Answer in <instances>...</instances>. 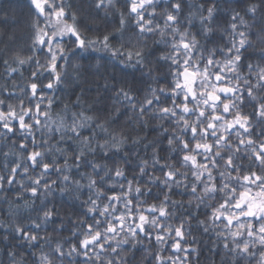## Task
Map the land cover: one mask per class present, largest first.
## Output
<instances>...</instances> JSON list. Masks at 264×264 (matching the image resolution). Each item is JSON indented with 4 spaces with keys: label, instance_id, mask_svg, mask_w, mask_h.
<instances>
[{
    "label": "clouds",
    "instance_id": "9594fccd",
    "mask_svg": "<svg viewBox=\"0 0 264 264\" xmlns=\"http://www.w3.org/2000/svg\"><path fill=\"white\" fill-rule=\"evenodd\" d=\"M130 3L52 0L65 13L57 21L51 12H36L32 0H0V107L12 105L19 116L21 104L25 108L41 104L49 115L40 117L42 123L33 132L46 143L37 139L36 143L42 162L51 160L53 169H59L47 174L32 169L19 146L28 142L27 134L17 131L12 135L0 126V264H264V246L258 240L251 242L250 253L240 252L229 229L208 218L210 209L230 195L225 184L235 183L232 170L224 164L226 158L231 156L238 168L251 166L262 177L264 168L245 156L246 149L241 148L239 154L233 151L238 146L233 133L219 149V156L214 150L206 157L207 171L218 182L214 191H206L209 177L195 181L193 170L173 158L178 156V145L169 150L170 138L182 140L187 135L180 123L183 117L180 113L175 118L164 117L160 112L163 106L176 108V97L169 102L166 85L175 56L172 44L180 33L187 34L193 45L187 55L194 65L210 58L222 64L231 52L235 71L228 79L233 87L239 81L237 107L243 98L251 111V101L243 95L249 86L256 102L264 98V85L257 87L264 73V0H152L136 15L129 10ZM173 14L176 23L169 24L167 17ZM139 15L147 16L143 24ZM66 24L85 40V47L77 46ZM45 33L49 43L41 45L36 37ZM53 56L57 57L55 74L49 68ZM49 81L51 89L46 87ZM32 83L39 85L43 100L32 96ZM149 100L155 101L150 107ZM141 108L147 111L142 113ZM61 118L63 125L57 128L52 122ZM196 119L195 112L188 116L190 122ZM250 127H256L259 135L264 124L254 119ZM54 145L61 151L56 152ZM157 155L167 157L176 181L162 175L154 162ZM199 155L203 162L205 154ZM213 158L219 163L212 164ZM12 168L19 174L15 183H8ZM116 170L124 181H134L133 190L139 184L143 195L133 191V196L141 206L167 204L165 227L184 223L183 243L190 246L189 252H173L174 235L161 242L156 239L159 227L151 224L135 235L129 231H135L131 221L123 229L117 227L114 234L107 232L105 226L114 219L112 212L95 213L110 204L105 200L110 189L126 187L114 176ZM37 178L43 182L39 196L33 197L30 188ZM89 208H95V213ZM88 224L102 234V249L98 244L87 249L78 246L88 234Z\"/></svg>",
    "mask_w": 264,
    "mask_h": 264
},
{
    "label": "snow or ice",
    "instance_id": "6c2138e0",
    "mask_svg": "<svg viewBox=\"0 0 264 264\" xmlns=\"http://www.w3.org/2000/svg\"><path fill=\"white\" fill-rule=\"evenodd\" d=\"M151 3L152 0H131L129 10L136 15L141 13L144 7ZM32 5L40 15L51 12L53 18L57 21L65 15L63 7L52 4V0H32ZM175 7L179 9L181 5H175ZM209 11L211 10L209 9ZM138 20L143 24L147 20V16L139 15ZM167 20L169 24L176 23L174 14L169 15ZM64 27L75 37L78 47H85V40L80 37L72 25L66 24ZM140 30L143 31V28ZM36 40L41 45L49 43L47 33L44 36L38 34ZM54 40L55 37L52 38L53 42ZM104 43L107 46V37L104 38ZM239 43L243 44V41L241 40ZM192 47L193 45L189 43L187 34L180 33L179 36L174 38L172 48L175 56L171 60L172 70L169 72L171 79L166 87L169 93V102H172L171 97H176V108L170 109L167 106H163L160 112L164 117L171 116L173 118H175L177 113L181 114L183 118L180 123L187 131V135L182 140L170 138L169 150L171 151L172 148L178 145V156L173 158H178L193 170V179L195 181H203L205 177H209L206 191H214L218 182L213 178L212 173L207 171L210 168V164L207 162L206 157L211 156L214 150L215 156H219V149L231 139V134L233 133L237 135L238 141V146L233 151L239 154L241 148L246 149L245 156L250 158L260 168H264V139H261L264 136V127L261 128L259 135L256 127H250L254 119L264 124V98L256 102L254 89L249 86L243 95L251 101V111L247 110L246 102L243 101V98L239 102L240 107H237L238 101L236 97L239 81H236V87H233V81L228 79V76L235 71L232 66L231 52L229 51L226 54L222 64H218L214 58H210L203 65L198 63L194 65L192 56L187 55ZM48 50L51 52V48ZM113 54L115 55L116 53ZM182 54L183 58H181ZM56 59L57 57L53 56L52 63L49 65L53 74L56 73L57 69ZM128 59H132L131 54H128ZM236 59L238 60L239 57H236ZM214 64L216 65L215 67H213ZM210 68H212L211 73L209 72ZM54 79L58 81L59 76L54 75ZM259 80L258 88L264 85V73L260 75ZM46 87L51 89L53 87L52 82L49 81ZM30 91L34 98L39 96L40 100L44 99L40 95L37 83L31 84ZM160 91L163 92L164 89ZM154 102L149 100V107ZM51 106V102H49L47 107L50 108ZM20 107L22 114L19 116L12 105L0 107V126L3 127L6 133H11L12 135H16L17 131L27 134L28 142L20 143L19 146L27 156V162L32 169H40L43 174L54 170L59 171L58 168L53 169V161L44 160L42 162L43 155L40 151V145L36 143V136L33 132L34 126H39L42 123L41 116L45 119L48 118V112L44 111L40 103L27 108L21 104ZM140 111L143 113L147 109L141 108ZM33 112L35 113L34 119H32ZM194 112L197 119L193 123L188 120V116H191ZM84 119L86 120L87 117H84ZM205 121H207L206 126ZM52 123L59 128L63 125V119H57ZM218 127L220 128L219 132H217ZM76 135H79V133H76ZM29 138H31L30 141ZM20 139L22 140L23 137ZM41 143H46V141ZM86 147L90 148V145ZM229 147L231 146L229 145ZM53 148L56 152L61 151L58 145H54ZM84 151L85 148H82L81 152ZM200 153L205 154L203 162L202 157L199 155ZM161 160L165 162L161 163ZM166 161L167 157L159 155L154 160L167 180L176 181L178 177L168 168ZM217 163L219 161L213 158L212 164ZM224 164L232 170L231 175L235 183L225 184V188L230 192V195L222 198L218 204L210 209L208 218L213 223H223L229 229L232 239L240 245L239 251L250 253L252 251V241L258 240L264 246V177L251 166L247 170L238 168L236 161L231 156L224 160ZM140 171L142 174L144 173V169H140ZM26 172L27 169H25ZM18 174V169L12 168L11 174L6 178L7 182L15 183ZM113 174L118 180L124 182L126 187H122L119 190L110 189L105 197V200L109 201L110 204L103 205L99 213H95V208H89L88 210L96 215H107L109 211L112 212L114 219H110V222L105 226L107 232L114 234L117 227L123 229L126 221H131L135 231L131 228L129 231L135 235L136 232L146 231L148 225L151 224L159 227L156 239L161 242L167 239L168 235H174L175 239L171 243L173 252H189L190 250L185 248L183 243L185 240L184 223H177L175 228L165 227V224L162 223L169 217L167 204L164 201H160L159 203L152 202L141 206V203H138L133 196V191H135L137 196L143 195L139 184L133 190L134 181H124V176L119 170L114 171ZM42 182V178H37L33 181V186L30 188L33 197L39 196L38 188ZM91 183L95 184V180H92ZM196 190V188H193V191ZM233 228L236 230L232 231ZM86 232L88 234L79 241L78 246L87 249L94 244H98L102 249L103 244L99 243L103 238L102 234L99 231L94 232L91 224L87 225ZM161 232L166 235H161ZM245 236L249 239L245 240ZM225 247H228V245H225Z\"/></svg>",
    "mask_w": 264,
    "mask_h": 264
},
{
    "label": "trees",
    "instance_id": "16d2710c",
    "mask_svg": "<svg viewBox=\"0 0 264 264\" xmlns=\"http://www.w3.org/2000/svg\"><path fill=\"white\" fill-rule=\"evenodd\" d=\"M36 139L37 140H40L41 142L43 141V138L39 135V134H36ZM31 140V138H29V141ZM186 248H190V246L186 245L185 246Z\"/></svg>",
    "mask_w": 264,
    "mask_h": 264
}]
</instances>
